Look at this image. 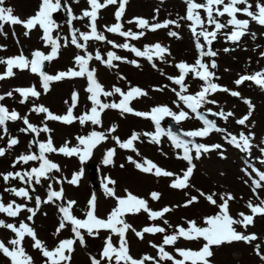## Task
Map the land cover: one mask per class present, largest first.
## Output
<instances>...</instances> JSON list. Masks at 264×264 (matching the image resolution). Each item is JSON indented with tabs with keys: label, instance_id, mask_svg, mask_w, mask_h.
Segmentation results:
<instances>
[{
	"label": "snow or ice",
	"instance_id": "snow-or-ice-1",
	"mask_svg": "<svg viewBox=\"0 0 264 264\" xmlns=\"http://www.w3.org/2000/svg\"><path fill=\"white\" fill-rule=\"evenodd\" d=\"M79 2L80 0H72V3L78 4ZM86 2L89 8L83 9L80 15H74L67 0H65L64 3H61V0H39L38 8L35 10L34 14L26 19H21L13 14L14 9L12 7L5 6V0H0V35H7V33L3 31L6 24L10 26H22L25 30L23 34L26 37L30 35L32 30L39 29L42 30V35L39 39L42 40L46 46L50 45L51 47L48 54H45L40 50H34L31 53V59L26 57L23 52L13 57H0V65L6 66L5 71L0 73V80L14 77L15 72L13 69L29 71L39 77L40 87L46 94L50 91V85L52 82H60L64 79L86 78L87 87L85 88V91L88 93L87 99L92 105L88 111L82 113L80 116H74L73 109L77 106L78 100V93L75 91L71 94V105L67 108L66 114H53L43 105H34L29 110L30 112L45 114L44 121H42L43 126L37 127L29 122L27 115L22 117L17 111H10L6 106L0 103V129H2L4 133H7L8 131L5 126L6 122L22 120L26 127L21 128V132H31L36 136H39L41 133L49 134L48 139L44 142L35 139L29 141V149H31L33 144H36L38 145V153L30 151L29 154H21L16 157L12 163L13 168L19 163L28 164L30 161H38L39 166L32 167L30 170L23 172L10 171L7 173H0V176H2L5 183H8L10 179H19L28 184L30 188L33 183L36 185L41 184L42 178L46 180L56 179L57 183H62L61 180L50 176V173L53 171L59 172L60 167L57 163L49 160L46 154L58 153L65 157H77L81 165H83L92 157L93 150L103 141L108 139V135L104 132L93 130L86 136H77V143L75 146L70 147V141H65L62 146L57 148L54 146L53 139L50 135L52 129L47 126L46 121H56L65 125H71L78 121L81 126L90 122L92 125L98 126L101 125L102 112L106 109H116L119 110L122 115L127 113L150 119L155 126V131L153 133L141 134L133 132L125 141H121L118 137L112 136V139L119 148L130 149L139 155L133 142L139 140L141 135L150 137L151 139L149 142L157 145L161 143V137L166 136L175 149H182L183 155L178 156L177 158L186 161L188 166L186 170H182V175H177L173 172L161 169L155 163L147 159H144L142 163H139L129 156V162L134 164L135 167L143 173L153 174L156 177H174L169 186L177 190H186L192 187L190 184V178L195 167L193 164V156L190 153L194 150L195 159H199L203 153L222 149V145L220 144L209 146L196 143L191 139L195 137H207L212 132L223 133L226 131L225 129L218 127L215 121L206 119L205 115L198 111V109H201L204 104H215L216 101L209 100L208 97L217 92L228 93L232 97L240 98L248 108V112L235 121L237 125L249 129L247 134L244 131H241L238 136L229 133L225 137L226 142L239 149L242 153H248L249 155L254 147L258 148L261 156H264V147L252 143L255 139V133L251 131V128L255 126V122H253L252 125L246 123L250 120L255 106L249 99L243 98L238 91H232L214 83L213 79H219V77H216L215 73L210 69L217 68L216 61L213 59L210 64L204 62L205 57L217 56V52L212 50L211 45L213 44V41L217 39L218 34H223L226 41L234 44L240 42L245 35H251L252 40L257 39L256 33H249V25L251 22H254L258 26L264 27V0H254V3L250 2V0H203V3H197L195 0H183V3L186 4V15L180 17V19L191 22L189 28L195 39L194 46L198 56L194 64H188L186 62H179L176 64L175 67L179 69V75L177 77H168L173 84L179 85L180 88L179 91L172 89L177 97V100L173 101V104L180 109L178 112L173 111L167 105L155 106L151 108L149 112L136 111L130 107V103L135 99L147 95L146 92L138 87H132L129 91L123 92L119 87L114 86L111 91H105L96 78V69H90L89 61L95 59L107 67H113V61H119L123 58L112 51L107 52V60H102L98 51L95 54V57L87 53V51H85L83 55L76 54L73 58V63L76 67H70L67 71H59L55 75L47 74L46 71L43 70L45 62H51L56 59L60 48L62 47L61 44L58 43V40H60L61 37H53L52 35L53 30L59 27L57 22L53 19L55 13L64 11L67 16L66 23L69 26L71 40L69 42L67 38H63L65 40L63 47H67L70 43L77 49H85L86 42L88 41H106L104 33L97 31L98 13L100 10L106 9L110 5H117L118 0H103V2H100V0H86ZM163 2L164 0H161V3ZM126 3L127 0H119L118 8L114 13L116 23L110 26H105L106 32L137 40L145 35V31L143 30L155 32L158 29H167L170 24H174L176 27L180 26L173 20H165L162 23H150L147 19L137 17L133 18V20H129L128 23L134 22L136 27L142 29V31L139 33H135L131 30L122 31V24L120 21L124 14ZM201 9L206 18H202L200 11H198ZM238 14L243 15L246 18L240 19L238 18ZM225 16L227 19L221 22L219 18ZM85 18H88L89 20L87 27L90 31L80 32L79 29L72 27L74 20H83ZM206 25L211 26L212 30L209 31ZM198 28L199 31L197 30ZM228 28H231L230 32H222V30ZM13 35H15L14 31ZM168 35L179 38L178 33L175 31H169ZM201 37L203 38V43L200 42ZM80 41H84L85 43H81ZM107 43L111 44L114 48L129 50L137 57H145L149 62L153 60L154 56L159 60H164L165 54H170L169 50L161 46L159 43L145 46L143 51L129 45L128 43L116 44L113 41H107ZM0 50H3V46H0ZM223 51L229 52L230 49L225 48ZM260 56L264 57V52H261ZM130 63L139 67L135 60L130 61ZM152 66L155 67V64ZM189 74H192L193 80L203 82L200 86V90L194 95L186 94L188 92V85L185 83V79ZM246 81L252 82L259 90L264 92V69L252 74L240 75L239 78L234 81V84L240 86ZM158 90L163 91V89ZM14 93H18L21 97L19 101L21 104H24L29 98L38 99L41 95V92L38 91L34 85L30 87H17L0 95V101H3L6 97H13ZM115 94H119L121 97L118 103H102L100 100L101 96L107 97ZM65 103L67 104L68 102L65 101ZM181 103L184 108H187L191 113L195 114L196 119L202 121L203 127L201 129L184 131L178 134L171 128L165 129L161 126V121L166 117H170L176 124H180L182 121L190 118L189 112L181 107ZM208 111L211 112V109ZM212 115L219 116L227 121L229 117L234 115V113L221 110L219 113H212ZM115 131V125L108 129L109 134ZM183 137H188L189 139H184ZM2 139H4V136L0 135V140ZM18 143L19 141L17 138L9 137L7 140V148L11 149ZM260 145H264V137L261 138ZM115 152V148L106 150L102 159V163L105 166L113 163ZM5 154L6 149L0 147V157H4ZM257 159L261 164H264V159H261L260 157ZM121 167H123V165H121ZM248 167L252 168V171L258 176V179H252V191L253 194L257 196V199H259L257 189L264 187L261 183L264 182V172H260L251 164H249ZM242 171H245V174L249 175L246 169H242ZM82 175L83 168H81L80 171L73 173L71 179H66V182L69 185L77 186ZM114 184L115 181L107 177H105L102 182L105 196L115 199L116 202L115 207L111 209L106 218H101L96 215L98 205L95 194H93L87 201V210L84 212V219L77 218L73 214L74 205L77 203L75 200H67L65 203L58 205L60 217L54 235L58 236L66 225H70L71 231L74 234V239L60 240L51 250L44 245L43 241L37 238L34 229L28 224L21 221L17 227L13 223H7L5 220L0 219V228L10 230L15 236V238L8 240L7 244L0 241V253L9 259L11 264H33L32 257L26 253L22 246V241L25 237H30L34 242L32 247L39 250L42 257L45 258L44 264H70L72 254L75 250L74 244L78 241L81 247H86L85 237L82 235L81 230H85L87 235L91 237L98 236L100 231L104 230L110 231L111 234L104 240V246L100 253V258L97 259L96 257H90L91 264H101L102 260H106L108 264H112L113 261L114 264H147L149 261H152L153 264H160V261H171L172 264H186V262H188V264H211L209 258L214 254L213 247L218 248L225 244H232L233 242H244L245 244L251 245L258 239L255 233L245 234L244 232L237 231L235 226H240L246 230L248 226L253 225L254 217L260 216L264 218V199H261L258 204H253L250 200L246 207L250 210L251 214L249 215L240 212L238 215L241 218L237 219L230 214L229 202L235 199L231 193L220 194L218 202L217 199H214V196L216 195L215 193L207 195L200 192V197H203L208 204L215 206L218 211H216L214 215L205 216L203 218V226L198 225L195 220H189L187 221L188 226L186 228L183 226H176L173 234L164 235L162 244H152L153 248L158 249L157 255L159 260L149 255H144L139 259L134 258L130 255L129 244L125 238L129 229L134 232L137 238L143 239L145 233H165V228L160 226H146L142 230L137 231L125 221L124 217L129 214L135 215L144 212L147 213L149 220H157L162 218L165 213L170 212L172 209L164 207L160 211H153L148 207L146 200L128 192L127 189H125V196H117L115 189L109 187V185ZM4 191L11 193L16 197H23L28 200L31 199L29 190L24 187L5 188ZM32 191H35V189L32 188ZM150 195L153 200L159 198V193L153 192ZM58 200H64L63 188L59 191H54L52 190V185L49 184L47 187V199L41 200V198L37 196L35 198L36 207H28L26 209L27 212L30 213L27 219L29 221L33 219L37 214V211L40 209L41 204H51ZM198 202L199 199L197 196H191L184 202L183 206L188 207ZM25 207V205L17 204L15 201L4 203L2 202V199H0V213L5 214L7 217H17L25 210ZM164 223L168 224V221L164 220ZM113 236L119 238L118 247L113 244ZM180 238H183L186 241H202L203 243L198 250L177 248L176 253L181 259H176L165 250L164 246L175 245ZM254 252L262 264H264V251H262L261 244H255Z\"/></svg>",
	"mask_w": 264,
	"mask_h": 264
},
{
	"label": "rangeland",
	"instance_id": "rangeland-1",
	"mask_svg": "<svg viewBox=\"0 0 264 264\" xmlns=\"http://www.w3.org/2000/svg\"><path fill=\"white\" fill-rule=\"evenodd\" d=\"M173 1H175L173 4L176 5L179 3L181 4L182 9L184 8L186 10V4L183 3V0ZM64 2L65 0H61V3ZM67 2L70 4L74 15H80L83 9L89 8L86 0H80L78 4L72 3V0H67ZM100 2H103V0H100ZM195 2L203 3V0H195ZM250 2L254 3V0H250ZM118 3L117 5L108 6L106 9H102L98 13L99 18L97 20V31L104 33L106 41H88L86 43L85 49L76 48L75 50H72L69 48L67 52L70 51L69 54L73 55L78 52L83 55L84 52L87 51V53L95 57V54L98 51L102 60H107V52H114L123 59L119 61H113V67H107L95 59L89 61L90 69H96V78L103 86L105 91H111L114 86L119 87L123 92L129 91L132 87H138L147 93L146 96L148 97L149 104L152 100H154L156 103H151V105H167L173 111L178 112L180 109H178L176 105L173 104V101L177 100V97L173 96V94L169 91L171 90L172 92V89L179 90L180 88L179 85L173 84L172 81L168 79V77H177L179 75V71L176 75H173L176 73L173 69V64L176 65L183 61L182 49L179 47H173V40L169 37H165L166 41H161L158 39L156 34L151 33L148 30H143L145 31V35L137 40H132L130 37L125 38L119 36L118 34L106 32L105 26H110L116 23L114 13L118 8ZM168 3L170 2L164 1L161 3V0H127L125 11L120 21L122 24L121 30H131L135 33L142 31V29L136 27L134 22L128 23L129 20H133V18L137 17L147 19L150 23H162L165 20L175 21L177 19L176 16H179L181 10L178 9V11H176V8L173 7L175 5L169 6ZM38 4L39 0H5V6L12 7L14 9L13 14L20 17L21 19H26L27 17L33 15L35 10L38 8ZM159 7H169V10L167 12L158 11L157 9ZM172 9L174 10L169 12ZM238 18L245 19L246 17L238 14ZM53 19L59 25V27L53 30V37H61V39L58 40V43L61 44L62 47L60 48L57 57L59 60H61L64 56L65 48H68V46L63 47L65 43L63 38H66V35H68L71 40V34L69 32V26L66 23L67 16L64 11L55 13L53 15ZM88 23V18L83 20H74L72 27L79 29L80 32H88L90 31V29L87 27ZM253 24L254 22H251L249 25L250 33L254 32L251 30ZM170 26L173 27V24ZM206 27L209 26L206 25ZM228 29L230 30L231 28ZM3 31L7 33V35H0V46H3V50H0V57L2 58L17 56L23 52L26 57L31 59V53L34 50H40L45 54H48L51 50L50 45L46 46L44 42L39 39V37L42 35V32H39L37 29L32 30L30 35L27 37L23 34L25 31L23 27L19 25L10 26L6 24ZM13 31L15 32V35H13ZM107 41H113L116 44L128 43L129 45L141 51L144 50L145 46L159 43L161 46L167 48L170 54H165L164 60H159L154 56L153 60L149 62L145 57H137L129 50L123 48H114L111 44H108ZM215 41H213V44L211 45L212 50L215 48ZM80 42L82 43V41ZM200 42L203 43L201 40ZM187 45L193 50V52L197 53L194 46V38L192 40H188ZM66 56H68L67 53ZM197 56H194V62ZM133 60L137 62L139 67L130 63V61ZM58 62L59 61L57 60L48 62L45 68L46 73L55 75L59 71H67L60 69ZM153 64H155V67L152 66ZM5 69V65H0V73H3ZM223 69H228V67L224 66ZM230 69H232V72L229 74V78L234 80V77L237 76L238 71L236 70L234 64L230 66ZM230 69L228 72L231 71ZM210 70L213 71L214 69ZM13 71L15 72L14 77L0 80V95L17 88L18 83L15 81L18 78L25 77L23 87H30L34 85L36 89L41 92V95L38 99L33 98L30 100L31 106L29 109H31L34 105L41 103V105L47 107L49 110L56 111L57 115L66 114L64 112L62 113V108L57 109L55 107H51L47 101L52 89L55 88L56 90H61V96H63L59 101V105L64 104L65 101H67L69 104V99H71V94L73 91L77 92L78 96L80 94V100L77 101L76 106V113L78 116L88 111L92 106L91 104L88 105V93L85 91V88L87 87L86 78L64 79L60 82H52L48 95V93L45 94L40 87V80L37 75L32 74L29 71H27V73H23L17 69H13ZM145 81L148 83H145ZM147 84L150 85L153 92L148 91L149 87ZM186 84L188 85V92L186 94L194 95L200 90V86L203 84V82L190 78L186 80ZM165 85L168 87L170 86V90H165ZM228 86V89L232 91H238L243 98H249L252 104L255 106L250 120L246 123L252 125V123L255 122V126L251 128V131L255 133V138L258 139L257 145L264 147V145H260V140L262 137H264V104H262L263 108H261L258 104L256 105L253 103V98H250L245 93V91H243L244 86ZM221 87H223V85H221ZM158 89H163V92L170 94V96H164V94L157 95V93L160 92ZM13 96L18 97L17 93H14ZM43 99H46L48 105L42 104ZM120 99L121 97L119 94L100 97L102 103H118ZM139 99L133 100L130 103V107L139 112H149L145 111L148 110V108H142L139 106ZM208 99L214 100L218 104H224L225 108H230L234 113L235 120H233V123L231 124L236 126V129H234V133H231L232 130L229 131L231 134L238 136L241 131H244L247 134L249 130L248 128L235 123L236 119L241 118L248 112L247 106L240 98L232 97L228 93L217 92L211 94ZM0 103H2L8 109L10 108V111L18 110L20 112L21 106L19 108L11 101L9 97H6L3 101H0ZM181 107L184 108L182 103ZM209 109H211V112L208 111ZM184 110L189 112V119L182 121L180 124H176L170 117H166L163 121H161V126L166 128L167 121H172L182 132L201 129L203 127L202 121L196 119L195 114L191 113L187 108H184ZM198 111L201 113H206V119L215 121L218 127L223 128V122L220 121L221 117L212 115V113H219V111L212 106V103L204 104L201 109H198ZM20 113L21 116L27 115L31 124L37 127L43 126V114L36 116L34 112L30 111ZM30 115L35 116V119H32ZM190 122H195V124L193 125ZM46 123L47 126L52 129L50 135L53 139L54 146L57 148L62 146L65 141H70V147L75 146L77 142L74 141L73 135L86 136L89 132L95 130L97 127V125H92L90 122L81 126L78 121L71 125H65L56 121H46ZM17 125L19 130L23 127H26L22 124ZM113 125L116 126V131L109 134L108 129ZM135 125H138L137 130L134 127ZM154 131L155 126L150 119H140L137 121L135 119V115L133 114L125 113L122 115L119 110L106 109L101 113V128L99 132H104L106 135H108V139L103 141L97 146L96 149L93 150L92 157L83 165H81L77 157H65L58 153L46 154L49 160L57 163L60 167L59 172L53 171L50 173V176L61 180L62 183H57L56 179L46 180L43 178L41 184L36 185L33 183L31 188L25 183V187L28 188L29 195L31 197L30 200L27 199V208L36 207L35 198L37 196L40 197L41 200H46L47 187L49 184H51L52 190L54 191H59L61 188H63L64 200L61 203H65L67 200H75L77 202L73 208V214L77 218H85L84 212L87 210V201L93 194H95L97 197L98 207L96 215L101 218H106L107 214L113 207H115L116 203L115 199L105 196L102 188V182L104 181V178H110L111 180L115 181V184L109 185V187L115 189L117 196H125V189H127L128 192H131L135 196L146 200L148 207L153 211H160L164 207H169L172 209L170 212L165 213L162 218L157 220H149L147 213L144 212L135 215L129 214L124 217L125 221L137 231L142 230L146 226H160L165 228V233H145L143 239L137 238L131 229L127 231L125 236L129 244L130 255H132L134 258L139 259L144 255H149L159 260L157 255L158 249L153 248L152 244H162L164 235L173 234L176 226H183L186 228L188 226L187 221L189 220H195L198 225L203 226V218L205 216L214 215L216 211H218L215 206L208 204V202L203 197H200V192H203L207 195L215 193L216 195L214 196V199H217L218 202L220 194L231 193L235 199L229 202L230 214L237 219L241 218L238 215L240 212H245V214L249 215L251 214L248 208H245L244 211L241 210L237 203H241L246 206L250 200L253 204H258L261 199H264V187L257 189L259 199H257V196L254 195L252 191V179H258V176L252 171V168L248 167L249 164L253 165L251 157H249L247 160L238 162L237 167H233V160L236 159L233 154L230 156L229 154H225L223 151H221L216 153V156L214 157V155H211L210 152H208L203 153L199 159H195V152L193 150V152L190 153L193 156V164L195 165L193 174L190 178V184L192 187L186 190H177L169 186L174 177H156L153 174L143 173L139 171L134 164L129 162V156L139 163H142L144 159H147L155 163L163 170L173 172L177 175H182V170H186L188 165L186 161L178 159L177 157L182 156L183 151L182 149H175L172 146L171 141H169L166 136L161 137V143L157 145L149 142L151 139L150 137L141 135L139 140L133 142L134 147L139 152V155L130 149H119L121 156L118 161L115 163L113 161L112 164L107 166L102 163V159L106 150L110 149L109 137L123 136L124 138H129L133 132L143 134L153 133ZM23 134L26 136L24 148L12 155L15 156V159L21 154H29L30 151L33 153H38V145L33 144L31 149H29V141L35 139L44 142L49 136V134L45 133H41L39 136H36L31 132ZM210 134L213 135V143H215L216 139L219 141L222 139V133L212 132ZM9 137L17 138L18 141L20 138L17 130H8L6 137L0 144V147L6 146ZM184 139L189 138L186 137ZM191 139H193L196 143L209 145L207 143L208 140H205L204 137H195ZM234 148L235 147L233 146V149ZM121 165H123V167H121ZM38 166V161H30L28 164H24L21 168H15L13 172L28 171L32 167ZM92 167L95 169L93 176L90 175V168ZM81 168H83V175L81 176L78 185H69L66 182V179H71L73 173L80 171ZM258 168L256 169L260 172H264V168ZM242 169H246L249 175H246L245 171H242ZM261 183L262 186H264V182ZM13 184L14 183L12 181L8 183L9 186H13ZM32 188H34L35 191H32ZM153 192L159 193L158 199L153 200L151 198L150 194ZM191 196H197L199 202L191 206L184 207V202ZM0 199H2V202L4 203L12 201V197L9 196H0ZM60 201L61 200H58L51 204H41L40 209L37 211V214L31 221L27 219V217L30 215L27 210L22 211V214L19 216L9 219L0 215V219L5 220L7 223H13L17 227L21 221L28 224L34 229L37 238L43 241L44 245L49 250H51L58 244L60 240L74 239V234L71 231L70 225H66V227L61 230L58 236L54 235L55 229L59 224L60 213L58 211V205L61 204ZM254 218L255 221H264L260 220L264 219L260 216ZM164 220H167L168 224H165ZM235 227L237 228V231L238 228H240L239 226ZM249 230H254L255 232H251L257 235L258 240L264 241L254 226L248 230H244V233L250 234L248 233ZM81 233L85 237L86 247H81L78 241L74 244L75 250L72 254L70 264H91L90 257H96L99 259L100 253L104 246V240L108 235L111 234L110 231L104 230H101L99 235L95 237L88 236L85 230H81ZM13 238H15L14 233H12L10 230L0 228V241H3L5 244H7V241ZM33 243L34 242L30 237H25V239L22 241V246L24 247L26 253L32 257L33 264H44L45 258L42 257L39 250L32 247ZM202 243V241H186L183 238H180L177 240L175 245H165L164 247L165 250L173 255L176 259H181V257H179L176 253L177 248L198 250L202 246ZM113 244L116 247L119 246L118 237L113 236ZM255 244L257 243L253 242L251 245L245 246L244 242H233L232 244H225L218 248L213 247L214 254L211 258H209L210 262L211 264H260L261 261L254 252ZM8 246L11 247L10 245ZM0 264H11V262L8 258L4 257L2 253H0ZM101 264H108V262L106 260H102ZM112 264H114V261ZM147 264H153V262L149 261ZM160 264H172V262L160 261ZM186 264H188V262H186Z\"/></svg>",
	"mask_w": 264,
	"mask_h": 264
},
{
	"label": "bare ground",
	"instance_id": "bare-ground-1",
	"mask_svg": "<svg viewBox=\"0 0 264 264\" xmlns=\"http://www.w3.org/2000/svg\"><path fill=\"white\" fill-rule=\"evenodd\" d=\"M164 1L170 2V3H168L169 6L170 5H175V4H173L175 2L173 0H164ZM173 7L176 8V11H178V9L181 10L179 16H176L177 19L175 20L180 26L176 27V25L173 24V27H172V26H170L172 24H170L167 29H158L155 32H152V31H150V32L156 34L158 39H160L161 41L162 40L166 41L165 37H169L170 39H172L173 40V47H175V48L179 47L183 51V54H182L183 55V59H182L183 61L182 62H186L188 64H194V56L196 57L198 53L193 52V50L187 45L188 40H192L194 38L192 36L190 28H189V24L191 22L187 21V20L180 19V17H183V16L186 15V10L184 8L182 9L181 4L177 3ZM157 10L158 11H162V12H167L169 10V7H159ZM173 10L174 9L170 10L169 12H172ZM198 11H200L202 18H204L205 15L203 13V10H198ZM219 19L221 20V22H223L224 20L227 19V17L225 16V17H221ZM37 30L39 32H42V30H39V29H37ZM197 30L199 31V28ZM208 30L211 31L212 27L209 26ZM251 30L256 33V35H257V39L256 40H252L251 35H245L244 37H242L240 42L235 43V44L232 43V42L226 41L225 36L223 34H218L217 39L215 41L216 42L215 48H213V51L217 52V56L216 57H205L204 58V62L205 63H209V64L211 63V60H213V59L217 60V68H216V70L214 69L213 72L217 73V74L215 73V75H216V77H219V79H215L214 78L213 82H215L216 84H218L220 86L223 85V87L228 88L229 87L228 85H235L234 81H235V79L238 78V76L245 75V74H252V73H254L256 71L264 69V57L260 56V53L264 52V27L258 26L257 24L254 23ZM169 31L177 32L179 38L169 36L168 35ZM230 31H231V29L230 30L229 29L222 30V32H230ZM249 33H250V29H249ZM53 34H54V32L52 33V35ZM66 38L70 42V37H68V35H66ZM200 40L203 42V38L202 37L200 38ZM257 46H259V47H257ZM69 48L72 49V50L76 49L75 46H73V45H71L69 43L68 48H65L63 58L61 59V57H60L61 60H59L58 58L54 59V60L59 61L58 62L59 65L58 66L62 70H67L70 67H76L74 65V63H73V58H74V56L76 54H81V53H78V52L75 55L69 54L70 51L67 52L69 50ZM225 48L230 49V51L229 52H224L223 49H225ZM66 53L68 54V56H66ZM233 64L236 67V70L238 71L237 72V76L234 77V80L229 78V74H231V72H232V69H230V66H232ZM224 66L228 67L227 71H226V69H223ZM173 69L176 72L173 75H176L178 73L179 69L177 67H175V64H173ZM229 69L231 70L230 72H228ZM22 72L23 73H27V71H22ZM190 78H192V74H189V76L187 77V79H190ZM187 79H185V83H186ZM15 82L18 83L17 84L18 87H23L24 86L23 83L25 82V77L18 78ZM145 83H148V82L145 81ZM147 86L149 87L148 91L153 92V90L151 89L150 85L147 84ZM165 86H164L165 90H170V88H171L170 86H169L170 88L168 86L167 87H165ZM242 86H244L243 91H245V93L250 98H253V103H255L256 105L258 104L261 108H263L262 104H264V92L259 90L258 87L255 86L252 82H247L246 81V82H244L242 84ZM179 90H177V91H179ZM169 92L172 93L173 96H175V93L173 91L171 92V90H170ZM61 94H62L61 90H56V88L52 89L50 96L47 98V101H48L49 105H51V107H55L57 109L62 108V113L63 112L66 113L67 108L71 105V99H69V104L68 103L67 104L64 103V104L59 105V101L63 97V96H61ZM161 94H164V96H168V97L170 96V94H168L166 92H163V91H160V92L157 93V95H161ZM48 95H49V93H48ZM17 96L18 97H14V96L11 97L10 98L11 101L13 103H15L19 108L21 106L20 112H23V113L24 112H29V110H30L29 108L31 106L30 100H32L33 98H29V100H27L24 104H21V103H19V101H20L19 99H21V97L19 96L18 93H17ZM79 100H80V94L78 96V100L77 101H79ZM48 103L46 102V99L45 100L43 99L42 104L48 105ZM151 103H156V102L154 100H152L150 102V104H149L147 96L140 97V99H139V106L142 107V108H148V110H145V111H150L151 108L155 107V105H151ZM89 104H91L90 101H89L88 105ZM38 105H41V103L38 104ZM212 106L215 107L219 112L221 110H223L224 112L231 111L230 108H225V105L222 104V103L221 104H218V103L212 104ZM17 112H19V111L17 110ZM20 112H19V114L21 116ZM51 112L53 114H56V111H51ZM35 115L37 116L39 114L35 113ZM44 115L45 114H43V116ZM73 115L74 116H78V114L76 113V107L73 109ZM30 117L32 119H35V116L30 115ZM135 119L137 121H139L140 119L145 120L146 118L135 116ZM233 120H235L234 119V115L232 117H229L227 121H225L222 118H220V121L223 122V124H222L223 128L225 130H227V131L222 133V135H221L222 139H220V141L216 139L215 143H213V140H212L213 135H211V134H209L207 137H204L205 140H208L207 143L209 144V146L210 145H214V144L222 145V149L212 150V151H210V154L214 155V157L216 156V153L221 152V151H223V153H225V154H229L230 156H231V154H233L236 157V159L233 160V163H232L233 167H237V163L238 162H241L242 160H247L249 157H251L252 164L256 168H258V167H259L258 169L264 168V164H261L259 162V160L257 159L258 157H260L261 159H264V156H261L258 148L254 147L252 149V151H251V154L249 155L248 153H242L237 148L233 149V146L226 142L225 137L230 133L229 131L232 130L231 133H234L235 132L234 129H236V126L231 124V123H233ZM48 122H55V121H48ZM190 123L193 124V125L195 124V122H190ZM17 124L24 125L22 120L16 121V122H11V121L6 122L5 126L7 127V130H10V131L17 130L18 135H19L20 138H19V143L16 146H14L13 148H11V149L7 148V143H6V146H2V147H4L6 149V154H5L4 157H0V173H7V172H10V171L13 172L15 170V168H21L24 165L23 163H19V164L16 165L15 168L12 167V163L15 160V156H12V155L14 153L18 152L19 150H22L24 148V143H25V140H26V136L23 134V132H21L19 130V127H18ZM138 125L134 126L136 128V130L138 129L137 128ZM100 128H101V125L97 126L95 128V131H100ZM6 134L7 133H4L3 130L0 129V135L4 136V138H5ZM45 134H48V133H45ZM73 137H74V141L77 142V140H76L77 136L73 135ZM118 138L121 141H125V140L128 139V138H124L123 136L122 137H118ZM257 141H258V139L255 138L252 141V143L254 145H257ZM2 142H3V139L0 140V144ZM109 145H110V149H112V148L116 149L115 155L113 157V161L115 163L116 161H118L120 159L121 153L119 152V149H121V148H119V146L116 145V143L112 139V137H109ZM10 181H12L14 183L13 186H11V185L9 186L8 185V183ZM8 183H5L3 181L2 176H0V196L12 197V201H15L16 203H21V204L25 205L26 206L25 210H26L27 209V204H28V200L27 199H25L23 197H16V196L12 195L11 193H8V192L4 191L5 188H12V187H15V188L24 187V188L28 189L27 187H25V183L20 181L19 179H15V180H11L10 179L8 181ZM61 202L62 201H60V203ZM237 204H238L239 208L241 210H243V211H244L245 208H247L245 205H243L241 203H237ZM243 213H245V212H243ZM21 214H22V212H21ZM0 215H2L3 217H6L8 219L9 218H13V217H7L3 213H0ZM260 220H264V219H260ZM252 226L255 227V229L259 232V234L261 235V237L264 240V221H261V222L258 221V220L255 221V218H254L253 225L248 226L246 230H248ZM244 230L245 229L242 228V227L238 228V231L244 232ZM251 231L255 232L254 230H249L248 233H250V234L253 233ZM254 242L261 244L262 251H264V241L257 239ZM245 246H248V244H245ZM260 264H262V262Z\"/></svg>",
	"mask_w": 264,
	"mask_h": 264
},
{
	"label": "water",
	"instance_id": "water-1",
	"mask_svg": "<svg viewBox=\"0 0 264 264\" xmlns=\"http://www.w3.org/2000/svg\"><path fill=\"white\" fill-rule=\"evenodd\" d=\"M83 43H85V42H83ZM46 65H47V61L45 62L44 69H45ZM44 69H43V70H44ZM204 115H205V114H204ZM168 128H171L173 131H176L178 134L181 133V131H179V130L176 128V126H175L174 123H170V122H168ZM183 138H184V137H183ZM94 171H95L94 167L90 168V175H91V176L94 175Z\"/></svg>",
	"mask_w": 264,
	"mask_h": 264
}]
</instances>
